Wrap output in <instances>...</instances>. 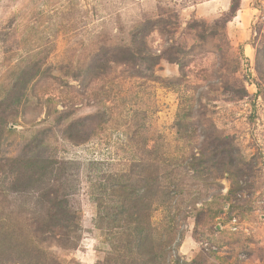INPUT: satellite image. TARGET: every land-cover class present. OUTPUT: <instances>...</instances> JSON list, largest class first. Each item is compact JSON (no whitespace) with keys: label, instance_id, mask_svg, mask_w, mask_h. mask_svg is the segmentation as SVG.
<instances>
[{"label":"rangeland","instance_id":"obj_1","mask_svg":"<svg viewBox=\"0 0 264 264\" xmlns=\"http://www.w3.org/2000/svg\"><path fill=\"white\" fill-rule=\"evenodd\" d=\"M233 1L0 0V264H99L111 244L91 178L133 174L141 160L154 177L162 157L177 163L225 137L233 177L200 182L204 205L188 219L155 208V237L166 264H263L264 0H235L227 22ZM144 31L160 56L152 73L111 62ZM15 159L75 162L76 248L36 234L28 196L12 192Z\"/></svg>","mask_w":264,"mask_h":264},{"label":"trees","instance_id":"obj_2","mask_svg":"<svg viewBox=\"0 0 264 264\" xmlns=\"http://www.w3.org/2000/svg\"><path fill=\"white\" fill-rule=\"evenodd\" d=\"M239 7L240 3L235 0L231 3V19L226 20L227 22L236 16ZM219 24L220 22L215 23V26L218 27ZM191 29L198 32L203 45L205 38L199 31L200 27L191 26ZM150 32L152 31L134 34L131 45L118 50L123 57L111 62L141 67L149 74L152 73L160 56L150 54L144 42L140 41ZM222 35L224 45L230 49L227 34L224 32ZM200 49L202 46L199 43L192 52ZM172 61L178 62L180 75L186 77V65L175 59ZM182 121L181 118L178 122V133L189 136V131L180 129ZM203 148H198V153L177 163L170 157H162L158 163V173L154 177L142 164L144 160H141L134 165L133 174H111L105 171L91 178L92 188L94 187L92 196L98 209L97 225L105 231L108 243L111 244V252L99 264H166L163 250L165 244L160 243L164 241L155 237L157 230H154L152 223L154 209L170 208L183 213L184 218L188 219L192 212L198 211V205H204V185L200 182L233 177L232 171L238 165V153L234 151L228 137L218 140L208 152V149ZM12 163V192L28 196L29 201L24 203L27 202L34 209L31 210L37 218L36 234L41 238L50 236L55 239L57 236L56 240L61 247L76 248L78 221L70 203L76 195L75 183L78 182L74 178L78 176L77 173H73L75 162L15 159ZM236 191L231 189L230 194ZM166 232L171 231L168 229Z\"/></svg>","mask_w":264,"mask_h":264},{"label":"built area","instance_id":"obj_3","mask_svg":"<svg viewBox=\"0 0 264 264\" xmlns=\"http://www.w3.org/2000/svg\"><path fill=\"white\" fill-rule=\"evenodd\" d=\"M230 224L232 225V228H231L232 231H235V230L238 229L239 223H238V219L237 218H233L230 221ZM220 228L224 229V227L221 224H220ZM206 247L207 248H211L212 250H216V247H210L208 244H206ZM263 264H264V261H263Z\"/></svg>","mask_w":264,"mask_h":264}]
</instances>
